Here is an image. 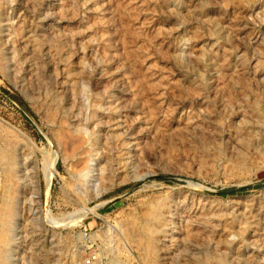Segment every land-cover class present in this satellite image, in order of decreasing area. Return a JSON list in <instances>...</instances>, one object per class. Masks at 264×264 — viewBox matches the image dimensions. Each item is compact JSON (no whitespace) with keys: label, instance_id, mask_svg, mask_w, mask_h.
Instances as JSON below:
<instances>
[{"label":"rangeland","instance_id":"obj_1","mask_svg":"<svg viewBox=\"0 0 264 264\" xmlns=\"http://www.w3.org/2000/svg\"><path fill=\"white\" fill-rule=\"evenodd\" d=\"M0 149L5 264H264V0H0Z\"/></svg>","mask_w":264,"mask_h":264},{"label":"bare ground","instance_id":"obj_2","mask_svg":"<svg viewBox=\"0 0 264 264\" xmlns=\"http://www.w3.org/2000/svg\"><path fill=\"white\" fill-rule=\"evenodd\" d=\"M81 145L82 144L78 143L77 151L81 152V154L83 152L82 156L84 159V166L85 167L82 169V172L79 173V176H80V178L84 177L86 179L89 176V173L91 171L90 170V165H91L90 163L92 161H91V159H89V154L87 153V150H85V149L83 151L80 150ZM13 158H14L13 155H10L9 153L0 149V172L4 175V178H5V181L3 182V184L2 183L0 184V264H5V262H6V260H5V254L6 253L5 252L7 250L8 243H9V241H8L9 239L7 236V229H9V228H7V226H8L9 221L11 220V218L14 216L15 205H16L15 204L16 198L14 196V192L17 188L13 187L14 184H12V183L14 182L13 180H16L17 174L13 168V166L15 165V161ZM240 159L242 162L243 159L242 158H240ZM243 162H244V160H243ZM238 163L239 162L237 161V164ZM245 163H246V161H245ZM238 166H239V164H238ZM239 168H240V166H239ZM47 177L49 178V176H47ZM93 188L95 191L92 190V193L97 192L96 191V184H93ZM100 192H101V190H100ZM94 194H96V193H94ZM44 254L47 255L48 252H45Z\"/></svg>","mask_w":264,"mask_h":264},{"label":"trees","instance_id":"obj_3","mask_svg":"<svg viewBox=\"0 0 264 264\" xmlns=\"http://www.w3.org/2000/svg\"><path fill=\"white\" fill-rule=\"evenodd\" d=\"M239 191H242V190H239ZM239 191H238V192H239Z\"/></svg>","mask_w":264,"mask_h":264}]
</instances>
